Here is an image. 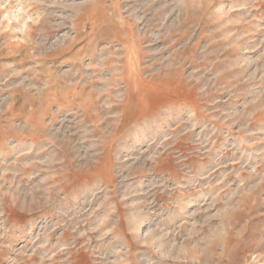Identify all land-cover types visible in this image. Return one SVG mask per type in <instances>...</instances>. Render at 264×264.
Returning <instances> with one entry per match:
<instances>
[{"label": "rangeland", "instance_id": "1", "mask_svg": "<svg viewBox=\"0 0 264 264\" xmlns=\"http://www.w3.org/2000/svg\"><path fill=\"white\" fill-rule=\"evenodd\" d=\"M0 264H264V0H0Z\"/></svg>", "mask_w": 264, "mask_h": 264}]
</instances>
